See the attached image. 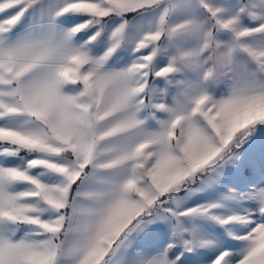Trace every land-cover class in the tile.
Instances as JSON below:
<instances>
[{
	"label": "snow or ice",
	"instance_id": "snow-or-ice-1",
	"mask_svg": "<svg viewBox=\"0 0 264 264\" xmlns=\"http://www.w3.org/2000/svg\"><path fill=\"white\" fill-rule=\"evenodd\" d=\"M0 264H264V0H0Z\"/></svg>",
	"mask_w": 264,
	"mask_h": 264
}]
</instances>
